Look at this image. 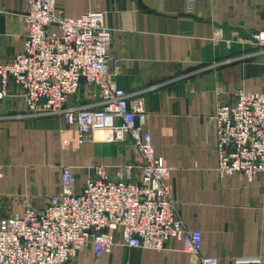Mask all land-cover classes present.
Wrapping results in <instances>:
<instances>
[{"label":"crops","instance_id":"crops-1","mask_svg":"<svg viewBox=\"0 0 264 264\" xmlns=\"http://www.w3.org/2000/svg\"><path fill=\"white\" fill-rule=\"evenodd\" d=\"M57 10L78 17L106 13L116 81L143 103L157 157L171 168L172 198L183 225L201 232L200 253L219 264L256 259L264 264V182L217 171V103L236 95L264 94V54L239 43L264 32V0H57ZM25 0H0V63L23 52ZM240 40V41H239ZM217 41V43L215 42ZM84 86L71 104L91 103ZM129 141L80 144L58 116H30L22 91L9 84L0 99V218L28 203L41 209L60 189L63 166L75 171L80 188L96 167H137ZM95 257L84 249L71 264H198L170 242L162 251L118 243Z\"/></svg>","mask_w":264,"mask_h":264},{"label":"built area","instance_id":"built-area-1","mask_svg":"<svg viewBox=\"0 0 264 264\" xmlns=\"http://www.w3.org/2000/svg\"><path fill=\"white\" fill-rule=\"evenodd\" d=\"M25 2L23 52L0 63V99L13 84L28 115L60 117L80 144L129 141L140 164L137 175L132 165L114 168V176L96 167L80 188L74 169L63 166L60 189L44 207L26 203L0 218V264H71L86 248L99 257L111 252L116 233L125 247L162 251L179 242L198 264H219L200 253L201 232L187 229L178 216L171 168L155 154L142 101L131 102L117 85L120 60L111 54L106 13L94 9L70 17L57 10V0ZM239 43L264 54V32ZM84 86L91 89V103L71 104ZM211 123L220 176L264 182V94L240 91L231 103H217ZM252 263L258 260H236Z\"/></svg>","mask_w":264,"mask_h":264},{"label":"bare ground","instance_id":"bare-ground-1","mask_svg":"<svg viewBox=\"0 0 264 264\" xmlns=\"http://www.w3.org/2000/svg\"><path fill=\"white\" fill-rule=\"evenodd\" d=\"M95 136L97 139H100V140H102L104 138V134L100 133V132H97Z\"/></svg>","mask_w":264,"mask_h":264},{"label":"rangeland","instance_id":"rangeland-1","mask_svg":"<svg viewBox=\"0 0 264 264\" xmlns=\"http://www.w3.org/2000/svg\"><path fill=\"white\" fill-rule=\"evenodd\" d=\"M251 46V45H250ZM252 46H255L256 47V49H258L259 47L258 46H256V45H252Z\"/></svg>","mask_w":264,"mask_h":264}]
</instances>
